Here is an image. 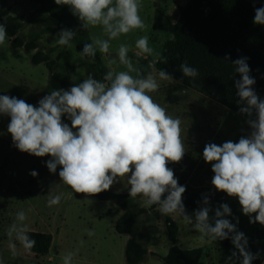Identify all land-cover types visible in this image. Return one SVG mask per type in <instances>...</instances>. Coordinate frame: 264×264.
Returning <instances> with one entry per match:
<instances>
[{"label":"clouds","instance_id":"obj_1","mask_svg":"<svg viewBox=\"0 0 264 264\" xmlns=\"http://www.w3.org/2000/svg\"><path fill=\"white\" fill-rule=\"evenodd\" d=\"M57 5H68L84 29L102 27L107 39L85 43L81 58L95 57L97 50L108 54L110 41L118 39L145 24L139 12L141 0H55ZM255 25H264V7L255 9ZM76 32L62 29L56 43L67 46ZM8 37L6 23H0V45ZM136 57L151 55L147 36L135 42ZM129 47L120 44L117 58L126 70H109L101 79L89 74L82 82L69 89L52 90L38 101V106L24 99L0 95V115L10 117L7 131L14 146L21 152L36 157L50 156L46 162L49 172L59 167L60 180L75 193L95 195L110 190L111 186L127 178L130 197H141L147 208L158 206L163 215L176 214L201 234V239L213 241L230 239L234 247L225 264H252L259 257L249 250L245 234L227 217L232 216L228 204L215 209L209 197L202 199L192 215L186 211L183 194L186 187L178 183L174 171L167 165L180 162L185 155L181 139V120L167 114L150 93L159 89L161 81H175L165 70L155 72V63H167V58L153 63L147 76L134 66L128 56ZM117 58L109 60L116 64ZM229 61L230 57L225 56ZM235 73L236 95L240 114L250 132L238 142L231 140L218 145L209 142L203 149V159L211 164L214 173L211 184L217 191L238 199L241 211L249 223L264 226V99L254 90L255 78L246 57L231 61ZM183 77L195 78L198 70L187 62L179 65ZM132 73L136 75L133 76ZM66 117L69 123L62 118ZM31 176L38 173L32 171ZM60 195L48 200V206L60 203ZM210 213H214L210 215ZM24 211L16 214L8 236L30 251L36 241L28 235ZM89 236L94 232L89 230ZM83 243V242H81ZM15 255V243L11 244ZM75 253L68 252L62 264H72Z\"/></svg>","mask_w":264,"mask_h":264},{"label":"rangeland","instance_id":"obj_2","mask_svg":"<svg viewBox=\"0 0 264 264\" xmlns=\"http://www.w3.org/2000/svg\"><path fill=\"white\" fill-rule=\"evenodd\" d=\"M188 1L141 0L139 14L145 28L111 40L108 54L99 52L107 71L126 70L117 58L120 44L129 47L128 56L134 66L139 68L135 42L142 36L148 37L153 53L139 58L156 61L164 44L172 39L169 27L179 19L178 7L185 6ZM249 1L264 5V0ZM6 6L13 16L20 18L25 24L19 33L20 37L28 41L36 35L40 36L37 50L56 60L57 72H63L67 63L77 66V69L68 87L63 88L51 79L45 65L33 64L32 58L37 50L27 52L24 49H13L11 40L7 37L6 42L0 45V95L24 99L27 103L38 106V101L52 90H67L82 82L89 74L101 79L97 68L85 65L87 61L81 58L75 45L61 46L56 43L60 31H48L57 25V21L49 14L38 11L28 0H7ZM74 18L78 28L87 31L92 41L108 38L102 27H90L87 30L76 16ZM112 58H117V63L110 65L109 60ZM150 72H153L152 63L147 66L146 76ZM155 72L158 73L156 70ZM157 80L160 87L150 95L166 109L168 115L181 120V139L186 151L180 162H170L167 166L174 171L178 183L186 187L185 192L192 199L204 195H223L224 192L217 191L211 184L214 173L211 171V164L203 159V149L209 142L222 145L229 140L238 142L241 136H247L250 129L245 119L179 83L161 81L158 75ZM62 119L70 124L66 117ZM9 122L10 117L0 115V264H62V258L68 252L75 253L72 264H127L125 248L129 239H135L150 251L143 264H165L163 259L172 247L166 233L167 219H172L179 227L176 246L183 250L201 249L202 264H225L235 250L230 239H201V234L180 216L163 215L158 211V206L147 208L143 198L130 197L126 177L120 178L107 191L128 195L126 202L130 211L138 213L140 210H147V213L137 217L131 234H118L116 223L124 213L120 204L117 201H101L75 193L60 180L59 167L55 174L49 172L46 162L51 159L50 156L36 157L21 152L14 146L11 134L7 131ZM32 171H36L38 175L31 176ZM55 195H60V203L49 207L48 200ZM185 196L182 197L183 201ZM224 203L232 211V216L227 218L233 223L238 218L237 229L248 238L249 250L253 254L259 253L258 258H261L264 246L258 234V224L249 223V217L242 213L237 198L227 195ZM220 204L211 206L215 209ZM196 209L186 211L192 215ZM19 211L26 214L27 219L23 223L27 225L28 232L49 233L53 236L48 256L36 257L26 251L14 237L8 236L10 226L18 223L16 214ZM89 230L94 232L93 236L88 235ZM13 243L15 255L11 248Z\"/></svg>","mask_w":264,"mask_h":264},{"label":"trees","instance_id":"obj_3","mask_svg":"<svg viewBox=\"0 0 264 264\" xmlns=\"http://www.w3.org/2000/svg\"><path fill=\"white\" fill-rule=\"evenodd\" d=\"M37 7L38 11L49 14L57 21L56 28L48 30L51 32L70 29L76 32L70 44L75 45L80 52L85 43L92 40L87 31L79 29L74 16L66 5H57L55 0H28ZM7 0H0V23H6L8 38L11 40L13 49H24L27 52L37 50L39 35L25 40L19 36L24 28V22L11 14L6 6ZM264 7L263 4L249 0H189L185 6H179V19L169 27L172 39L167 41L162 52L156 61L162 57L167 58V63H155V70H165L173 76L175 81L187 89L193 90L206 98L226 107L243 119L240 114L236 95L235 80L240 79L235 73V66L231 61L246 57L251 69L250 75L255 78L253 86L260 98L264 99V25L253 23L255 9ZM229 56L230 60H224ZM85 65L89 68H97L98 77L102 78L107 69L97 50L96 56L84 57ZM139 60V69L146 76L148 64L155 61L148 59ZM35 65L43 64L50 73L53 81L67 88L77 66L67 63L63 72L56 71V60L51 59L45 52L37 50L32 58ZM187 62L191 67L198 70L199 75L195 78L183 77L179 65ZM87 195V194H85ZM183 201L186 210L200 207L203 197L210 199L211 205L224 203L227 194L204 195L192 199L185 192ZM101 201H117L123 215L116 223V232L120 235H129L133 232L137 217L146 214L147 210H140L138 213L130 211L126 194H116L111 191H104L95 195ZM157 207V206H156ZM258 224V234L264 246V227ZM166 233L172 247L167 256L163 259L165 264H202L203 251L201 249L183 250L176 246L179 236V227L172 219L166 220ZM28 235L36 241L35 246L28 251L36 257L49 255L53 236L49 233L29 231ZM149 254L135 239H129L125 248V259L127 264H141ZM264 254L253 264H261Z\"/></svg>","mask_w":264,"mask_h":264},{"label":"crops","instance_id":"obj_4","mask_svg":"<svg viewBox=\"0 0 264 264\" xmlns=\"http://www.w3.org/2000/svg\"><path fill=\"white\" fill-rule=\"evenodd\" d=\"M149 252V254H150V251H148ZM146 259V258H145ZM145 262V260L143 261V263ZM143 263H141V264H143Z\"/></svg>","mask_w":264,"mask_h":264},{"label":"water","instance_id":"obj_5","mask_svg":"<svg viewBox=\"0 0 264 264\" xmlns=\"http://www.w3.org/2000/svg\"><path fill=\"white\" fill-rule=\"evenodd\" d=\"M264 227V226H263ZM261 264H264V259H263V261L261 262Z\"/></svg>","mask_w":264,"mask_h":264}]
</instances>
